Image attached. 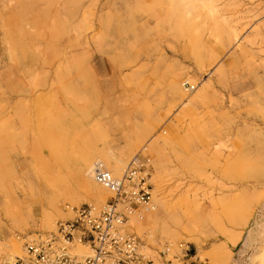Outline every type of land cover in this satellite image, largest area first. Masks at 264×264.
<instances>
[{
	"label": "rangeland",
	"instance_id": "1",
	"mask_svg": "<svg viewBox=\"0 0 264 264\" xmlns=\"http://www.w3.org/2000/svg\"><path fill=\"white\" fill-rule=\"evenodd\" d=\"M138 154L154 264H264V0H0V264Z\"/></svg>",
	"mask_w": 264,
	"mask_h": 264
},
{
	"label": "built area",
	"instance_id": "2",
	"mask_svg": "<svg viewBox=\"0 0 264 264\" xmlns=\"http://www.w3.org/2000/svg\"><path fill=\"white\" fill-rule=\"evenodd\" d=\"M184 85L194 89L188 81ZM150 161L148 155L139 154L121 176L96 162L93 177L114 191L112 198L99 211L84 203L74 209L72 218L59 220L55 231L27 239L25 255L15 257L11 264H154L145 241L125 231L124 225L128 219L126 212L153 204ZM74 240L89 244L92 254L83 257L73 254L69 243ZM158 252L161 258L158 264H173L172 259H167L169 246Z\"/></svg>",
	"mask_w": 264,
	"mask_h": 264
},
{
	"label": "bare ground",
	"instance_id": "3",
	"mask_svg": "<svg viewBox=\"0 0 264 264\" xmlns=\"http://www.w3.org/2000/svg\"><path fill=\"white\" fill-rule=\"evenodd\" d=\"M139 155V154H138ZM138 155H135L131 160H133L135 157H137ZM98 161H100V162H102L103 164H104V166L108 169V170H110L115 176H121L123 173H124V171L123 170H125L126 168L124 167V168H122L121 169V173L120 174H115L108 166H107V164L103 161V160H101V159H97V160H94L90 165H89V167L86 169V175H88L90 178H92L94 181H95V183L96 184H98V185H100L102 188H104V189H106V190H108L109 192H111V194H110V197L111 196H113L114 195V191L112 190V189H110V188H108V187H106V186H104V185H102V184H100V183H98L95 179H94V177H93V168H94V165H95V163L96 162H98ZM122 161V160H121ZM131 162V161H130ZM130 162L129 163H127L128 165L130 164ZM118 164V163H117ZM125 165L126 167L128 166V165ZM115 165H116V163H115ZM118 169H119V167H116L115 166V170L116 171H118ZM119 172V171H118ZM123 172V173H122ZM84 182H85V184L87 185V186H90V187H92L89 183H88V181H86V179L84 180ZM97 189H99L98 187H97ZM96 190V189H95ZM153 204L150 206V207H145L144 208V210L145 211H150L151 209H154V208H156L157 207V205H156V196H154L153 195ZM121 208V207H120ZM143 209V208H142ZM130 213H134V214H136V217H137V219L138 220H143L144 219V215H142L141 213V215H137V212H133V211H129ZM126 215H127V217H128V219H127V221L129 222V220H130V215H128L127 213H126ZM127 221L125 222V226H126V224H127ZM54 225H55V221L54 222H52V224H51V228H54ZM57 227V226H56ZM56 230V229H55ZM54 230V231H55ZM32 238V237H31ZM69 245H70V249L72 250V253L73 254H76V255H78V257H83V256H87V255H90V254H92V248L90 247V245L89 244H87V243H84V242H80V241H78V240H74V241H72L71 243H69ZM11 249H12V252L13 253H15V254H21L20 253V244H19V242H17L16 240H15V242L13 243V246L11 247ZM23 250H24V255H25V244H24V246H23ZM10 255V254H9ZM23 255V256H24ZM14 256H10L9 257V259H7V260H5L4 262H3V264H11L13 261H14Z\"/></svg>",
	"mask_w": 264,
	"mask_h": 264
}]
</instances>
